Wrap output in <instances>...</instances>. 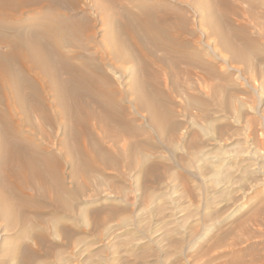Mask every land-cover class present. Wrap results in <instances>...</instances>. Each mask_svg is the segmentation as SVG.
Wrapping results in <instances>:
<instances>
[{"label":"rangeland","instance_id":"rangeland-1","mask_svg":"<svg viewBox=\"0 0 264 264\" xmlns=\"http://www.w3.org/2000/svg\"><path fill=\"white\" fill-rule=\"evenodd\" d=\"M77 1L67 11L91 17L96 41L110 51L114 25L99 16L115 18L120 9L101 0V14V1ZM153 2L161 11H183V42L197 49L189 63L155 50V60L137 73L149 84L144 92L158 100L160 123L124 99L118 118L108 121L111 131L91 129L86 144L95 152L86 164L62 148L68 208L35 190V201L16 199L0 217V264H253L263 253L254 245L264 243V0ZM213 27L227 33L232 48L210 51L207 41L220 40L206 36ZM112 63L115 72L107 73H123L128 83L130 70ZM66 135L50 137L48 150L58 151L61 139L72 144Z\"/></svg>","mask_w":264,"mask_h":264},{"label":"bare ground","instance_id":"bare-ground-1","mask_svg":"<svg viewBox=\"0 0 264 264\" xmlns=\"http://www.w3.org/2000/svg\"><path fill=\"white\" fill-rule=\"evenodd\" d=\"M105 1L109 5L114 3L113 5H117L120 9V12L116 11L119 20L113 16L98 15L107 25L110 23L114 25L111 27L112 37L109 38L112 47L110 51L107 46H101L96 41L91 17L89 18L87 14L75 15L67 11L79 6L77 0H0V217L2 218L5 217L7 207L15 209L16 199L30 197L33 200L34 190L41 198L52 194L54 204L61 209H66V206L68 208L65 204L64 180L60 176L63 170L61 164L63 149L66 153L79 152L83 160L82 164L84 158L88 160V153L93 155L95 152L93 146L91 148L86 144L88 139L90 143L92 141L91 129L95 131V128L99 127V131L103 130V133L111 131L108 124L118 118L121 112L119 104L124 99H129L134 109L145 108L149 111L152 122L160 123L161 112L158 100L153 96L154 92L151 94L144 92L149 84L141 78L138 79L140 75L137 73L149 67L150 62L155 60V50L174 55L178 60L188 63L195 61L196 47L190 49L192 43L183 42L181 36L182 32L189 33L186 30V19L182 18L183 11L180 13L171 10V13H168L169 9L166 8V11H161L160 3L157 5L153 0H140L135 6L132 0L130 3L118 0ZM103 5L102 1L96 4L101 14L106 9ZM210 35L220 38L219 41L213 39L212 45L209 40L206 43L213 53L219 52L218 44L224 48H232L227 33L213 27L206 36ZM174 43L183 46L184 51L174 52L170 48ZM112 60L115 62L120 60L123 62V68L130 70L129 75H132V78L128 83H125L123 73L121 75L118 72L114 77L107 73L106 67L114 71ZM202 61L201 58L198 62ZM128 62L132 65L127 66ZM162 62L158 60V63ZM124 110L122 111L125 113ZM127 112L126 114H129ZM93 121H97L99 125ZM121 126L123 127V124ZM118 128L120 129V126ZM118 128L115 127L117 132ZM128 129L123 131L126 132ZM61 130L67 134L69 141L72 140L70 142L72 144L68 146V141L63 143L61 139L56 142L58 151L48 150L47 143L50 137L57 138L59 134L62 135ZM139 145L141 146L140 142ZM129 150L132 152L130 148ZM103 152L104 150L101 154ZM79 156L77 155V160L81 161L80 158L78 159ZM102 156H99L100 160H103ZM100 160L96 163H104V160L101 162ZM79 165V168L82 167ZM87 165L89 166V163ZM85 169L87 168L83 170ZM83 174L81 173L82 176ZM254 249L257 250L256 253L258 249L264 253V243L260 247L255 244ZM263 253H258L249 261L253 264H264Z\"/></svg>","mask_w":264,"mask_h":264}]
</instances>
